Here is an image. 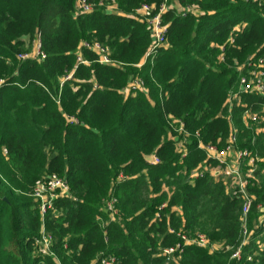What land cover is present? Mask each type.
<instances>
[{
	"label": "trees",
	"instance_id": "obj_1",
	"mask_svg": "<svg viewBox=\"0 0 264 264\" xmlns=\"http://www.w3.org/2000/svg\"><path fill=\"white\" fill-rule=\"evenodd\" d=\"M76 1L0 0V264H100L108 255L120 264H166L158 248L179 242L172 230L201 232L220 249L187 246L169 264H246L249 255H255L251 264H264L261 232L241 261L232 259L243 242L241 201L210 175L190 183L206 156L192 137L182 159L167 121L183 119L192 134L220 147L236 128L239 148L264 158V97L243 94L231 112L227 104L238 88L235 63L264 55L259 2L178 0L197 12L183 17L169 7L163 15L168 46L139 68L152 38L133 12L143 3L159 9L166 0H117L119 14L101 8L79 15ZM39 34L47 58L20 60L31 51L25 38L35 41ZM231 37L235 43L227 45ZM83 41L108 45L122 66L100 65L86 51L93 63L77 67L74 52ZM136 75L146 81L148 96L122 94ZM247 110L260 117L254 126L243 121ZM153 153L161 163L151 166L146 157ZM51 173L67 178L72 197L59 199V214L50 212L43 222L30 192ZM251 191L257 198L248 222L253 230L264 187ZM112 196L121 221L109 220L103 209ZM43 229L53 238L55 257L35 252Z\"/></svg>",
	"mask_w": 264,
	"mask_h": 264
},
{
	"label": "built area",
	"instance_id": "obj_2",
	"mask_svg": "<svg viewBox=\"0 0 264 264\" xmlns=\"http://www.w3.org/2000/svg\"><path fill=\"white\" fill-rule=\"evenodd\" d=\"M248 2L249 0H245ZM259 2V6L263 8L264 14V0H255ZM113 6H117V0H77L76 1V13L88 14L96 9L106 8L108 11ZM167 0L158 9L156 5L143 3L133 12L137 21L145 24L150 32L152 38L151 47L144 57L141 64L137 67H143L149 60H154L160 49L168 46V30L169 25L164 23L163 15L168 11ZM194 8H184L181 14L186 17L188 13H191ZM111 12V13H112ZM114 14H119L115 13ZM234 37H231L227 41V45H234ZM226 44L220 47L219 61H225ZM90 51L96 56L95 62L104 66H122V64L116 62L111 57L110 47L99 41H83L79 47L75 50L77 67L80 65L89 66L93 62L89 61L85 52ZM20 60L34 59L38 62H43L47 56L41 48V36L38 35L36 39L35 49L31 53L20 54L18 57ZM237 71L239 72L238 88L235 91H231L227 104L229 111L241 104L243 94L259 95L264 97V55L251 57L243 65H239L237 62ZM75 67L71 72L67 73L62 81L61 88L66 82L73 80L74 74L77 70ZM3 81H0V86ZM124 96H136L138 93L149 95L150 89L147 86L146 81L140 75L131 77L126 87L121 91ZM230 119V118H229ZM260 117L258 114L253 113L251 110H247L243 114V121L247 126H254ZM76 122L75 119H72ZM169 136L173 141L176 152L182 159H186L189 155V148L193 143L192 137L197 139L198 149L203 151L206 160L196 169L192 170L189 175L190 183H194L199 178H204L206 175H210L214 180L223 182L227 194L232 199H238L242 204V227H243V242L239 249L233 254L232 259L237 261L242 260L243 249L249 245L251 238L261 232L264 233V205L257 206L258 218L254 223L253 230L248 227L249 216L252 212L255 203L256 196L252 193L251 189L254 187L261 188L257 182V174L260 171L262 165H264V158L253 154L249 149H241L238 146V134L237 129H231V134L226 141L225 146L206 143L201 138L200 132L192 134L187 128L186 122L183 119L169 116L168 119ZM4 153L7 150L4 149ZM146 161L149 165H158L161 163L160 158L156 153H153L146 157ZM30 196L34 199V202L38 204L40 216L44 222V219L50 212L56 211V202L59 199L71 198V188L66 177L60 176L57 173L47 174L38 179L35 185L32 187ZM118 199L114 196L107 199L103 203V209L113 217L111 221H119L120 211L117 208ZM167 207V204H163L159 213L156 215V219H161V211ZM110 220V219H109ZM177 235L179 242L169 248H158L159 256L164 257L166 264L171 261L175 262L180 259V255L183 253L187 246H198L200 248L208 249L210 253H214L218 247L211 244L208 237L198 232L192 236H189L185 232L174 230L171 231ZM53 238L47 234L45 230H42L41 238L36 242V254L42 257H55L52 250ZM255 255H249L246 258V264H251ZM100 264H120L117 257L110 255L108 258L103 257L100 260Z\"/></svg>",
	"mask_w": 264,
	"mask_h": 264
},
{
	"label": "rangeland",
	"instance_id": "obj_3",
	"mask_svg": "<svg viewBox=\"0 0 264 264\" xmlns=\"http://www.w3.org/2000/svg\"><path fill=\"white\" fill-rule=\"evenodd\" d=\"M167 6H168V7H171V8H175V9L177 10L178 13L184 11V10H183L184 7H183V6L181 7V4L179 3L178 0H169L168 3H167ZM192 12H193V13H196L197 11H196L195 9H193ZM25 40H26L27 45H28V46H31V51H30V53L33 52V50L35 49L36 40H35V41H34V40H31V38H29V37L25 38ZM2 84H3V83H2ZM2 84H1V85H2ZM256 184H258L259 186H261V188L264 187V165L261 166L260 171H259L258 174H257V182H256ZM261 188H259V189H261ZM108 216H109V219H110V220L114 219L113 217H110V215H108ZM115 220H119V221H121V215H119L118 219H115ZM263 237H264V233H263ZM217 247L220 249V246H219V245H217ZM109 256H110V255H108L107 258H108Z\"/></svg>",
	"mask_w": 264,
	"mask_h": 264
},
{
	"label": "crops",
	"instance_id": "obj_4",
	"mask_svg": "<svg viewBox=\"0 0 264 264\" xmlns=\"http://www.w3.org/2000/svg\"><path fill=\"white\" fill-rule=\"evenodd\" d=\"M113 10H114L113 12H115V13H119L117 6H113ZM109 12H112V10L110 9ZM113 12H112V13H113ZM218 249H219V248H218Z\"/></svg>",
	"mask_w": 264,
	"mask_h": 264
}]
</instances>
